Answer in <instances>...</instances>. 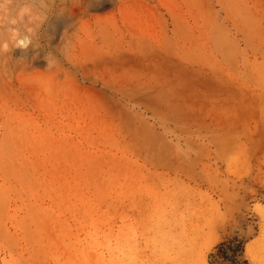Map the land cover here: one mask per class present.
<instances>
[{"label":"rangeland","instance_id":"rangeland-1","mask_svg":"<svg viewBox=\"0 0 264 264\" xmlns=\"http://www.w3.org/2000/svg\"><path fill=\"white\" fill-rule=\"evenodd\" d=\"M72 7L0 52V264H264V0Z\"/></svg>","mask_w":264,"mask_h":264},{"label":"clouds","instance_id":"clouds-1","mask_svg":"<svg viewBox=\"0 0 264 264\" xmlns=\"http://www.w3.org/2000/svg\"><path fill=\"white\" fill-rule=\"evenodd\" d=\"M39 19L38 9L30 3L14 8L13 0H0V29L7 35V39L0 41V52H25L32 47Z\"/></svg>","mask_w":264,"mask_h":264},{"label":"bare ground","instance_id":"bare-ground-1","mask_svg":"<svg viewBox=\"0 0 264 264\" xmlns=\"http://www.w3.org/2000/svg\"><path fill=\"white\" fill-rule=\"evenodd\" d=\"M74 0H48L47 5H45L42 8L43 15L38 21V27L36 31L34 32L33 37L38 41V44L33 43L32 47H30L27 51L21 52L20 50H14L9 51L7 53L3 52V55L7 54L8 56H18V55H24L29 56L31 58V61L34 60L35 55L38 53H44L45 52V45L46 48H51L50 44H53L52 38L53 35H59L60 34V28L58 27V22L60 20L61 14H63V11L69 7L72 12H76L73 6ZM84 12V11H83ZM76 14H71L70 20L77 17ZM53 24H55L54 27H51ZM7 39V35L5 32L0 33V41ZM45 42L44 46L41 45V42ZM248 251L251 252L250 248H248Z\"/></svg>","mask_w":264,"mask_h":264}]
</instances>
